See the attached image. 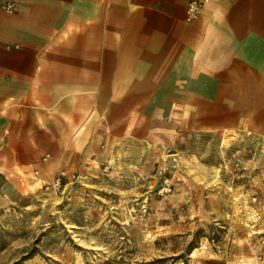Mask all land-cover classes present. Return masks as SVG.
Segmentation results:
<instances>
[{
  "label": "crops",
  "instance_id": "crops-1",
  "mask_svg": "<svg viewBox=\"0 0 264 264\" xmlns=\"http://www.w3.org/2000/svg\"><path fill=\"white\" fill-rule=\"evenodd\" d=\"M0 0V207L200 127L264 138V0ZM112 157V156H111Z\"/></svg>",
  "mask_w": 264,
  "mask_h": 264
},
{
  "label": "rangeland",
  "instance_id": "rangeland-1",
  "mask_svg": "<svg viewBox=\"0 0 264 264\" xmlns=\"http://www.w3.org/2000/svg\"><path fill=\"white\" fill-rule=\"evenodd\" d=\"M111 156L0 207V264H264V138L198 126Z\"/></svg>",
  "mask_w": 264,
  "mask_h": 264
},
{
  "label": "built area",
  "instance_id": "built-area-1",
  "mask_svg": "<svg viewBox=\"0 0 264 264\" xmlns=\"http://www.w3.org/2000/svg\"><path fill=\"white\" fill-rule=\"evenodd\" d=\"M207 1L208 0H190L188 3V8H187L188 9L187 10V12H188L187 18L189 20L197 19L200 16L202 9L204 8L205 3ZM2 5L8 11H15L18 8L19 1H17V0H5ZM55 180H56L55 181L56 185H60L62 177L59 175Z\"/></svg>",
  "mask_w": 264,
  "mask_h": 264
}]
</instances>
